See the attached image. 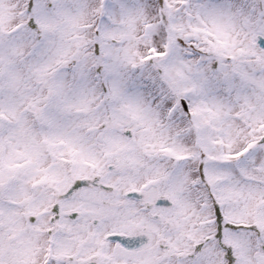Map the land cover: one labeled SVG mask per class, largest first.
Instances as JSON below:
<instances>
[{
    "label": "snow or ice",
    "instance_id": "1",
    "mask_svg": "<svg viewBox=\"0 0 264 264\" xmlns=\"http://www.w3.org/2000/svg\"><path fill=\"white\" fill-rule=\"evenodd\" d=\"M0 264H264V0H0Z\"/></svg>",
    "mask_w": 264,
    "mask_h": 264
}]
</instances>
